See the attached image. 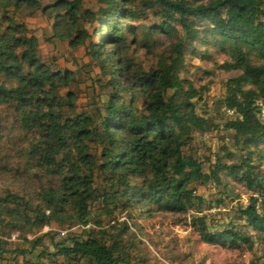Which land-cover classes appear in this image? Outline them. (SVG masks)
<instances>
[{
  "label": "trees",
  "instance_id": "1",
  "mask_svg": "<svg viewBox=\"0 0 264 264\" xmlns=\"http://www.w3.org/2000/svg\"><path fill=\"white\" fill-rule=\"evenodd\" d=\"M28 1L0 0V152L16 182L35 175L41 183L0 197V264H143L127 222L152 212L189 217L203 244L250 249L264 235V0H95V12L83 0L32 2L49 31L47 62L36 32L16 17ZM130 36L148 49L166 44L169 58L147 69L124 58L131 82L121 85L114 55ZM61 45L84 47L97 66L100 107L77 106L80 81L94 70L61 68ZM210 51L239 72L214 108L206 88L184 78L186 53L204 60ZM211 132L228 134L216 152L205 146ZM230 183L249 194L236 206L239 222L207 225L198 188L220 190L207 202L219 208L234 199ZM68 224L80 231L29 239Z\"/></svg>",
  "mask_w": 264,
  "mask_h": 264
},
{
  "label": "rangeland",
  "instance_id": "2",
  "mask_svg": "<svg viewBox=\"0 0 264 264\" xmlns=\"http://www.w3.org/2000/svg\"><path fill=\"white\" fill-rule=\"evenodd\" d=\"M32 2H36L39 7H42L49 4L51 0L21 2L19 3L21 12L19 11L16 17L18 21L24 20L28 22L36 32L40 40L39 48L43 54L41 59L47 62L49 61L48 53L52 48L47 46L48 44L42 38L43 36H49V31H45V28H43V20ZM83 6L90 11H96L95 0H83ZM152 19L151 15H149V20ZM148 22L150 21L147 20L145 24ZM131 26L134 27L136 24L133 23ZM83 27L88 30V34H91V27H88L87 24L83 25ZM92 42H96L95 36H93ZM57 50L68 60L60 59L58 64L61 68L75 70L76 66L82 64L81 66H84L86 71L94 70V73L91 75L92 79L85 81L84 77L80 81L79 85L82 92L79 95L77 106L82 109L97 103L100 107L103 100L102 97L106 91H102L98 87V83H96L97 78L95 79V74L99 71L97 66L86 57L85 48L79 46L76 49L68 51L66 45H61L57 47ZM167 50L168 46L162 43L157 47L145 48L138 42L137 38L130 36L124 44V48L119 47L116 51L117 55H114V58L117 60L115 62L117 68L121 70L117 75L118 82L121 85H128L131 82L130 74L124 73L122 69L124 58L132 63L134 67L147 69L152 66L155 67L161 61V58L167 57L168 59ZM207 55L206 59L201 60L187 52L184 78L192 83L195 90L206 88L207 91L204 94L207 105L209 108H214L219 102L218 98L223 95V82L238 75L239 72L234 70L227 71L226 68H223L224 64L230 63L228 56L214 51H210ZM163 62L166 63L165 60ZM104 80H107V78ZM100 94L102 95L99 99L97 96ZM78 111L80 110L78 109ZM227 137L228 134L224 132H211L204 138L205 146L212 152H216L222 142L223 144L229 142ZM201 151L204 153L208 152L207 150H203V148ZM6 154L7 151L2 149L0 152V197L4 196L7 191L22 193V189L28 190L40 185L41 180L35 175H23L16 182V172L14 170L10 171L13 168L4 167V162H2ZM262 163L261 170L264 171V157ZM219 191L218 189L215 190L213 186L198 188L197 195L206 200V204L202 207V212L199 213L198 217H203L207 225L221 224L228 220L238 223V216L235 215L236 206L239 204L245 206L249 194H247L246 189L242 185L230 183L226 189V195H229L230 198L234 197V199L231 201L221 194V197H224L225 201L224 207H209L207 202H212L213 199L217 198ZM212 204L214 203L212 202ZM150 215V217H140L135 225L127 222L128 229L132 233L131 237L135 240L137 246L136 254H140L143 264H264L263 234L253 236L250 249L242 247L238 250L229 251L219 246L203 244L195 233L194 227L187 216L153 212ZM68 226L70 227L69 230L66 228V230H57L51 226L46 227L42 231L35 232L29 239L30 241L35 240L49 232L62 237L68 232L75 234L80 231V227L76 224H68ZM211 228L209 229L210 231H212ZM9 242L16 243L15 237L14 239L11 238ZM42 247L51 250L48 238L43 241Z\"/></svg>",
  "mask_w": 264,
  "mask_h": 264
},
{
  "label": "built area",
  "instance_id": "3",
  "mask_svg": "<svg viewBox=\"0 0 264 264\" xmlns=\"http://www.w3.org/2000/svg\"><path fill=\"white\" fill-rule=\"evenodd\" d=\"M259 114H260V119L264 123V105L262 103H259Z\"/></svg>",
  "mask_w": 264,
  "mask_h": 264
}]
</instances>
